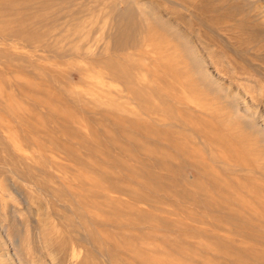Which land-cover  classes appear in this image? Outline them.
I'll return each instance as SVG.
<instances>
[{
	"label": "rangeland",
	"instance_id": "obj_1",
	"mask_svg": "<svg viewBox=\"0 0 264 264\" xmlns=\"http://www.w3.org/2000/svg\"><path fill=\"white\" fill-rule=\"evenodd\" d=\"M0 264H264V0H0Z\"/></svg>",
	"mask_w": 264,
	"mask_h": 264
},
{
	"label": "bare ground",
	"instance_id": "obj_2",
	"mask_svg": "<svg viewBox=\"0 0 264 264\" xmlns=\"http://www.w3.org/2000/svg\"><path fill=\"white\" fill-rule=\"evenodd\" d=\"M129 8V7H128ZM128 11V10H127ZM188 11V10H187ZM63 13V12H62ZM125 13V12H124ZM133 13V12H132ZM121 14V13H119ZM152 14V12H151ZM130 15L131 14H126L124 16H122L120 18V21H119V26H118V34H117V43H120V42H123L125 40V36H129L131 37L133 35V31H135V27L133 26V21L131 22V20L133 19H130ZM132 16V15H131ZM133 17V16H132ZM131 17V18H132ZM134 18V17H133ZM135 25V24H134ZM143 26V25H142ZM141 26V28H142ZM146 29V28H145ZM140 31V30H139ZM144 31V30H143ZM116 36V35H115ZM116 40V39H115ZM186 40V39H185ZM125 42V41H124ZM117 43H115V45H117ZM122 45V43H121Z\"/></svg>",
	"mask_w": 264,
	"mask_h": 264
}]
</instances>
